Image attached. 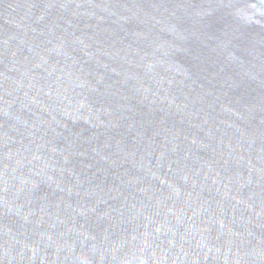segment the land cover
Listing matches in <instances>:
<instances>
[{
	"label": "water",
	"instance_id": "obj_1",
	"mask_svg": "<svg viewBox=\"0 0 264 264\" xmlns=\"http://www.w3.org/2000/svg\"><path fill=\"white\" fill-rule=\"evenodd\" d=\"M0 264H264V0H0Z\"/></svg>",
	"mask_w": 264,
	"mask_h": 264
}]
</instances>
